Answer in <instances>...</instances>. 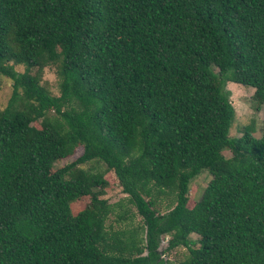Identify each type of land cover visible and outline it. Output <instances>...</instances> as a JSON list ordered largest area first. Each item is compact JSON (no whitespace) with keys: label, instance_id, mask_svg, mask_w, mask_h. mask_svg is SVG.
<instances>
[{"label":"trees","instance_id":"1","mask_svg":"<svg viewBox=\"0 0 264 264\" xmlns=\"http://www.w3.org/2000/svg\"><path fill=\"white\" fill-rule=\"evenodd\" d=\"M55 58L58 95L28 71ZM0 75V264H264V119L258 137L229 136L225 88L264 101V0H0ZM91 160L104 171L79 167ZM105 172L136 225L106 227Z\"/></svg>","mask_w":264,"mask_h":264},{"label":"rangeland","instance_id":"2","mask_svg":"<svg viewBox=\"0 0 264 264\" xmlns=\"http://www.w3.org/2000/svg\"><path fill=\"white\" fill-rule=\"evenodd\" d=\"M58 52V49H56ZM58 58H55L50 61L42 60L38 65L33 66L29 69V73L34 75L39 83L52 95H58V84L60 81L59 72H58ZM13 68L16 71L22 72L25 70V67L21 63H14ZM225 88L229 91V100L234 109L233 121L228 130V135L231 137L240 136L242 133V128L245 126H251L252 132L251 135L258 137L261 134L262 121L264 119V101L256 106V102L253 97V88L246 87L236 82H226ZM12 88L11 81L5 76L0 75V110L4 108L7 103V100L10 97ZM29 126L34 129L39 128L38 122H30ZM81 153V147L78 146L72 151L66 153L62 158L54 161L51 164L50 170H54L58 167H61L68 162L74 160ZM224 156H229L228 151L222 152ZM79 167L83 169L90 170L92 172H103L104 165L95 162L88 161L85 162ZM103 178L105 183L101 185L103 190V195L101 197L105 198L108 203L114 205L113 210L107 216L105 225L106 227L110 225L111 229H117L122 226H134L139 223L140 219L134 213V208L126 202V196L120 191V187L117 185L116 179L112 173L105 172L103 173ZM210 175L206 171H201L198 175L193 177L189 184L187 190V200L186 207L190 208L198 200L201 195L202 189L207 184ZM155 200V207L160 211H164V206L167 202V197L163 195H153ZM89 201L88 196H83L78 200L70 203V211L74 214L77 210L82 209L87 202ZM126 212L125 215L129 218L123 221L118 222L115 220L116 214L121 212ZM130 213H132L130 216ZM192 239L196 238L195 234L189 235ZM167 236H164L161 240V244L164 247L166 244ZM186 249L181 246H177L169 251H164L162 253V258L169 262H178L186 255Z\"/></svg>","mask_w":264,"mask_h":264}]
</instances>
